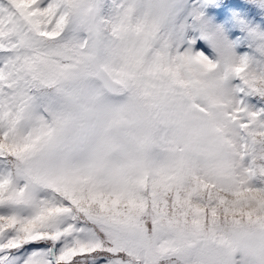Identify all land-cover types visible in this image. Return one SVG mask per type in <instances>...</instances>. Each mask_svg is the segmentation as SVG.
I'll use <instances>...</instances> for the list:
<instances>
[{"label": "snow or ice", "instance_id": "1", "mask_svg": "<svg viewBox=\"0 0 264 264\" xmlns=\"http://www.w3.org/2000/svg\"><path fill=\"white\" fill-rule=\"evenodd\" d=\"M0 264H264V0H0Z\"/></svg>", "mask_w": 264, "mask_h": 264}, {"label": "rangeland", "instance_id": "2", "mask_svg": "<svg viewBox=\"0 0 264 264\" xmlns=\"http://www.w3.org/2000/svg\"><path fill=\"white\" fill-rule=\"evenodd\" d=\"M240 3H244V0H239Z\"/></svg>", "mask_w": 264, "mask_h": 264}]
</instances>
